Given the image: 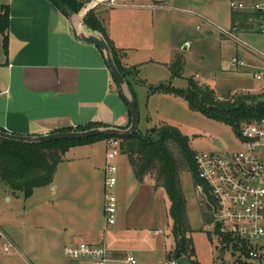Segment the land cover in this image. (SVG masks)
Listing matches in <instances>:
<instances>
[{
    "label": "rangeland",
    "instance_id": "1",
    "mask_svg": "<svg viewBox=\"0 0 264 264\" xmlns=\"http://www.w3.org/2000/svg\"><path fill=\"white\" fill-rule=\"evenodd\" d=\"M95 1L89 0L87 4ZM174 1L173 4L165 1L166 11L156 19V26L148 18L131 52L137 72L134 77L129 75L128 81L139 112L138 131L146 133L168 125L188 137L191 149L197 154L242 151L231 128L190 111L184 99L159 91L151 93L149 87L162 84L185 90L188 81L193 79L212 90L220 100L233 94H248L240 92L245 89L264 93V81H257L253 76L264 70V34L259 26L250 29L253 33L244 35V40L231 32V15L237 11L231 9L230 3L239 0ZM113 13L107 10L104 14L110 17ZM178 58L183 62V70L180 77L173 78L168 67ZM233 59L243 61L246 67L232 69L229 65ZM124 70L131 72L130 68ZM172 148L180 169L190 230L187 238L195 259L199 264H222L219 242L214 237L209 239L205 232L206 217H209L205 205L180 154ZM92 150L98 161L97 168L88 176L78 177L75 168L85 153H76L71 166L58 167L53 181L56 191L43 187L24 198L0 183V233L5 236L0 239V264H23L24 257L33 264H90L64 257L63 246L72 236L85 243H103L109 259L113 252L119 251L121 264L127 254L138 264H162L164 252L170 251V254L176 249L172 222L166 215V196L151 188L149 178L140 185L122 153L116 159V223L106 228L104 173L99 166L104 160V145L98 144ZM155 231L162 234L155 236ZM9 243L13 247L6 254L2 245ZM223 259L226 264H236L228 252Z\"/></svg>",
    "mask_w": 264,
    "mask_h": 264
},
{
    "label": "crops",
    "instance_id": "2",
    "mask_svg": "<svg viewBox=\"0 0 264 264\" xmlns=\"http://www.w3.org/2000/svg\"><path fill=\"white\" fill-rule=\"evenodd\" d=\"M165 1L175 3L174 0H104L92 9L105 26L107 39L117 50L122 67L137 66L131 52L135 40H140L142 35L139 30L149 17L156 26V19L158 21L166 11ZM3 8L8 10L9 21L7 54L0 35V131L17 136H43L67 129L74 131L90 123L118 129L128 126V109L103 53L76 41L69 21L49 0H0V14ZM107 10L115 14L109 17L104 14ZM249 33L253 32H235L234 35L244 40V35ZM240 92L259 94L246 89ZM98 144L104 145L106 151L105 140L74 147L63 155L58 167L71 166L76 153L84 151L75 169L78 177L88 176L98 166L92 150ZM104 164L105 155L99 165L103 173ZM147 178L150 179L146 176L142 182H137L142 185ZM150 186L164 193L161 188H154L151 179ZM48 187L52 191L57 189L53 182ZM161 234V231L154 233L155 236ZM79 239L72 236L65 245L85 243ZM169 252H164L162 264ZM119 253L113 252L108 264H121ZM23 264L33 263L24 257Z\"/></svg>",
    "mask_w": 264,
    "mask_h": 264
},
{
    "label": "trees",
    "instance_id": "3",
    "mask_svg": "<svg viewBox=\"0 0 264 264\" xmlns=\"http://www.w3.org/2000/svg\"><path fill=\"white\" fill-rule=\"evenodd\" d=\"M60 1L76 14L89 2V0ZM8 21V10L3 8L0 14V35L5 54H7L8 44ZM260 22L259 14L233 12L231 15V32H250V29L254 27L253 30H255V26H259ZM82 24L88 30L98 32L104 37L111 49L114 63L124 76L134 98L128 76L134 77L137 69L135 67L130 68L131 72L124 70L120 64L117 50L107 39L106 30L93 10L86 14ZM168 69L173 78L180 77L183 70L182 60L174 59ZM149 91L151 93L159 91L165 94H174L184 99L190 111L200 113L207 119L223 123L231 128L236 135H238L241 125L264 118V93L233 94L220 100V98H216L212 90L198 85L193 79L188 81L185 90H178L161 84L156 88L149 87ZM202 98H204V102H202ZM102 127L106 126L90 123L78 127L74 131H86ZM69 131L73 130L67 129L61 132ZM111 138L120 142L121 153L126 157L136 180L142 182L146 176H149L154 183V188H161L168 199V216L172 222V234L177 240V246L173 252L166 256V259L179 260L185 258L190 264H199L195 259L191 241L187 238L190 230L185 214V198L181 189L179 165L172 147L177 149L194 183L198 182L194 160L196 153L190 147L189 138L174 127L160 125L154 128L153 133L151 130L146 133L138 131L131 137L99 136L84 141H58L41 144L15 143L0 139V183L4 184L13 194L20 193L24 198H29L36 189L52 184L57 167L62 163L63 155L69 149ZM210 220V216H207L206 222L209 223ZM207 235L209 239L213 238L210 234L207 233ZM214 236L219 242L222 253L233 254V251L237 250L238 245L229 237L217 233ZM246 251L244 247L242 252L246 253ZM236 264L248 263L237 260Z\"/></svg>",
    "mask_w": 264,
    "mask_h": 264
},
{
    "label": "built area",
    "instance_id": "4",
    "mask_svg": "<svg viewBox=\"0 0 264 264\" xmlns=\"http://www.w3.org/2000/svg\"><path fill=\"white\" fill-rule=\"evenodd\" d=\"M230 7L237 12L259 14V27L264 34V0L231 1ZM229 67L239 70L246 65L233 59ZM253 76L264 81V70ZM237 137L242 151L195 154V190L211 218L205 232L213 237L216 233L229 237L236 243L237 250L233 254L228 252L236 261L264 264V118L241 125ZM105 146L104 218L106 228L110 229L116 223L118 209L114 191L118 183L116 159L121 150L120 142L113 138L105 140ZM2 238L5 236L0 233ZM12 247V243L3 244L2 251L8 254ZM244 247L246 253L242 252ZM63 255L90 264L109 263L108 250L102 244L69 243L63 247ZM124 264L138 262L127 254ZM163 264H177V260H165Z\"/></svg>",
    "mask_w": 264,
    "mask_h": 264
},
{
    "label": "water",
    "instance_id": "5",
    "mask_svg": "<svg viewBox=\"0 0 264 264\" xmlns=\"http://www.w3.org/2000/svg\"><path fill=\"white\" fill-rule=\"evenodd\" d=\"M49 1L59 10L60 13H62L67 18L70 23L71 35L76 41L89 46H93L103 53L110 74L112 75L113 79L115 80L118 86L120 97L126 105L130 114L129 125L124 129L102 127L86 131L57 132L43 136H17L0 131V139L15 143L41 144L58 141H84L99 136L131 137L135 135L138 132L139 112L136 101L131 94L130 88L124 76L119 72L118 68L116 67L111 49L108 46L104 37L98 32L88 30L82 24V21L86 14L91 11L96 5H98V3H102L104 0H97L93 3L84 5L80 12H78L77 14L69 10L60 0ZM76 22H79L80 28L82 30L81 32L78 31L75 25ZM204 101V98H202V102ZM153 132L154 129L151 130V133ZM223 258L224 253L221 252L220 259L222 260V264H225ZM177 264L190 263L185 258H180L179 260H177Z\"/></svg>",
    "mask_w": 264,
    "mask_h": 264
},
{
    "label": "bare ground",
    "instance_id": "6",
    "mask_svg": "<svg viewBox=\"0 0 264 264\" xmlns=\"http://www.w3.org/2000/svg\"><path fill=\"white\" fill-rule=\"evenodd\" d=\"M75 25H76V27H77L78 31H79V32H81L82 30H81V28H80L79 22H76V24H75Z\"/></svg>",
    "mask_w": 264,
    "mask_h": 264
}]
</instances>
